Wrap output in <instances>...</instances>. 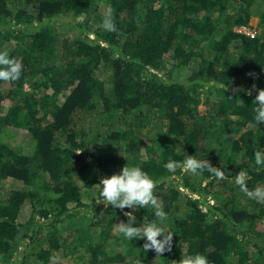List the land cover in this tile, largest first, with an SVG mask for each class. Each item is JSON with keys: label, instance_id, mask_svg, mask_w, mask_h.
<instances>
[{"label": "trees", "instance_id": "obj_1", "mask_svg": "<svg viewBox=\"0 0 264 264\" xmlns=\"http://www.w3.org/2000/svg\"><path fill=\"white\" fill-rule=\"evenodd\" d=\"M260 4L0 0V49L23 64L18 81H0V264H32V253L37 264L67 254L78 260L69 264H179L194 252L209 264H264V202L232 179L243 171L250 190L264 183L254 156L264 152V126L254 121L264 90ZM109 13L115 31L103 28ZM257 13L260 34L236 30L251 29ZM15 131L28 133L26 145L12 142ZM189 155L226 178L183 170ZM132 165L158 181L154 194L173 232L162 254L119 232L125 212L142 226L154 218L151 207L92 200L103 177ZM7 179L22 188L6 190Z\"/></svg>", "mask_w": 264, "mask_h": 264}, {"label": "clouds", "instance_id": "obj_2", "mask_svg": "<svg viewBox=\"0 0 264 264\" xmlns=\"http://www.w3.org/2000/svg\"><path fill=\"white\" fill-rule=\"evenodd\" d=\"M102 25L105 31L116 30L111 13L105 16ZM22 72V62L12 57L9 50L0 49V81H18L21 78ZM247 94H251L250 91ZM255 105L254 121L257 126H264V90H260L256 95ZM254 156L255 165L259 168H264V152L257 151ZM165 167L169 173H174L177 164L169 161ZM182 168L194 175L203 174V172L207 171L212 173L217 179L222 180L226 178L224 171L220 168L214 167L208 160L198 159L194 155H189L183 161ZM232 179H234L240 191L249 199L264 202V188L257 187L255 190H250L248 187L250 177L246 173L240 171ZM157 183L158 181L141 166H124L121 171L101 179L99 193L98 195H94L92 200L103 202L105 207L110 205L114 209L121 210H137L139 208L151 207L154 218L150 223H143L142 226H134L136 217L133 211L125 212L127 222H121L118 225L119 232L129 242L144 240L143 247L145 251L154 250L157 254H162L167 250H171L173 232L165 228L168 215L154 194ZM179 264H209V261L203 253L194 252L182 256Z\"/></svg>", "mask_w": 264, "mask_h": 264}, {"label": "rangeland", "instance_id": "obj_3", "mask_svg": "<svg viewBox=\"0 0 264 264\" xmlns=\"http://www.w3.org/2000/svg\"><path fill=\"white\" fill-rule=\"evenodd\" d=\"M256 9H258V12H262L264 10V5L260 4V5L254 6L253 10H256ZM259 21H260V15L258 13L254 14L251 17V21L249 23V26L251 27V29H248V27H244L245 31L250 30V32L253 34L254 33L260 34L263 31V28L261 27ZM195 66H196V64L194 65V67ZM14 134H15V137H14V140L12 141L14 144H20L21 143L23 145H26V142L29 139V135L27 132L15 131ZM183 170H185V169H183ZM3 184H4V187L6 190H11V189L15 190V189H21L22 188V183L20 181L13 180V179H7L3 182ZM258 187L264 188V183L258 184ZM42 193L45 194V192H42ZM83 200L86 202H89V199H87V198H84ZM70 206H72V205L70 204ZM30 211H31V207L27 203L26 205L23 206V209H22V212L20 213L19 219L24 220L25 218H27ZM27 240H28L27 238L21 240L20 246L18 247V250L15 252V258L18 261L21 260V258L23 257V254L25 253ZM28 259L32 264H37L34 262V259H36L35 254H33V253L29 254ZM69 262H78V260L75 259V255L67 254L66 256L55 258L53 262H50L48 264H69ZM134 262H135V264H157V261L152 262L151 260H147V262H138V261H134ZM12 264H17L15 259L12 262Z\"/></svg>", "mask_w": 264, "mask_h": 264}, {"label": "built area", "instance_id": "obj_4", "mask_svg": "<svg viewBox=\"0 0 264 264\" xmlns=\"http://www.w3.org/2000/svg\"><path fill=\"white\" fill-rule=\"evenodd\" d=\"M236 30L239 31V32H244V33L249 34V35H251V36L254 35V34L251 33L250 31H247V30L245 31V28H244V27L237 28Z\"/></svg>", "mask_w": 264, "mask_h": 264}]
</instances>
